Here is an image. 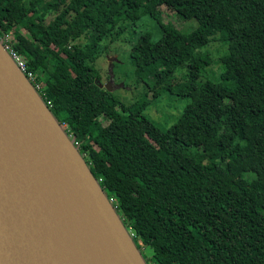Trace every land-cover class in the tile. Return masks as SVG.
<instances>
[{
  "label": "trees",
  "instance_id": "obj_1",
  "mask_svg": "<svg viewBox=\"0 0 264 264\" xmlns=\"http://www.w3.org/2000/svg\"><path fill=\"white\" fill-rule=\"evenodd\" d=\"M163 7L197 24L164 22ZM6 35L149 264L264 263V0H0ZM214 39L222 69L201 79ZM117 41L143 88L133 101L95 81ZM163 95L187 97L167 128L146 113Z\"/></svg>",
  "mask_w": 264,
  "mask_h": 264
},
{
  "label": "water",
  "instance_id": "obj_2",
  "mask_svg": "<svg viewBox=\"0 0 264 264\" xmlns=\"http://www.w3.org/2000/svg\"><path fill=\"white\" fill-rule=\"evenodd\" d=\"M108 58V79L95 81L111 91L118 57ZM0 264H147L73 139L1 40Z\"/></svg>",
  "mask_w": 264,
  "mask_h": 264
},
{
  "label": "rangeland",
  "instance_id": "obj_3",
  "mask_svg": "<svg viewBox=\"0 0 264 264\" xmlns=\"http://www.w3.org/2000/svg\"><path fill=\"white\" fill-rule=\"evenodd\" d=\"M162 19L164 22H172L177 27H180L183 30H188L197 24V21L194 17L182 21L180 17H177L175 15L174 11L167 9L166 7L162 8ZM138 29L143 32H149L153 39L157 38L160 35L159 28L155 23H153L152 20L147 17L143 18L141 22H139ZM20 30L25 34L27 33L23 28H21ZM117 42L118 43H115L113 48L116 53H112L111 49V51L107 53L106 57L101 56L98 59V64L99 66H101L104 73V77L101 78V81L105 82L109 77L105 73L106 71L108 72V74L110 73L108 56L117 55V61L113 63V85L115 87H113L112 92L120 99H128V101H133L141 95L143 88L140 84L136 83L135 65L133 58L130 55V48L128 44L122 41ZM115 45H118V47L120 48L115 47ZM225 46L226 45H223L219 39H214L208 42L202 48L198 49L200 51L207 50L213 55L214 58L212 64L202 68L200 75L201 79H217L219 77V73L222 69V63L221 61L218 62V57H220L224 52ZM183 70L184 69H182V66H180L175 72V76L182 75ZM186 101L187 97L184 96L178 97L175 95H163L161 99L158 100L157 104L147 107L146 113L151 116V119L155 121L159 126L167 128L173 123L175 117L179 115V112L181 111L183 104H185ZM130 232L134 237L133 232ZM135 243L137 245L136 241ZM140 251L146 263L149 264L151 253L150 250L143 247L142 249H140Z\"/></svg>",
  "mask_w": 264,
  "mask_h": 264
},
{
  "label": "built area",
  "instance_id": "obj_4",
  "mask_svg": "<svg viewBox=\"0 0 264 264\" xmlns=\"http://www.w3.org/2000/svg\"><path fill=\"white\" fill-rule=\"evenodd\" d=\"M8 39L9 38L6 35L0 40H1L2 44L4 45L5 49L9 50V52L11 53L13 58L16 60V62L19 64V66L24 70V73L26 74L28 79L30 81H35V73L32 70L27 69V65H26L25 60L21 57V55L19 53H17L15 50L12 49V47L10 46V43L8 42ZM34 86L37 89L38 83L35 82ZM150 264H154V263H150Z\"/></svg>",
  "mask_w": 264,
  "mask_h": 264
}]
</instances>
